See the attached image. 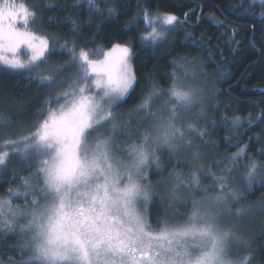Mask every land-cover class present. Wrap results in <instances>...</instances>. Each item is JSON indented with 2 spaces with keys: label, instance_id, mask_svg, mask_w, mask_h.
Wrapping results in <instances>:
<instances>
[{
  "label": "snow or ice",
  "instance_id": "6c2138e0",
  "mask_svg": "<svg viewBox=\"0 0 264 264\" xmlns=\"http://www.w3.org/2000/svg\"><path fill=\"white\" fill-rule=\"evenodd\" d=\"M87 2L90 13L116 14L115 8H101L97 0ZM102 2L115 3V0ZM256 8L264 19V0H247L236 9H218L225 19L209 13L208 22L211 27L226 29L231 33L230 43L239 45L241 41L235 39L239 35L237 29L225 20L231 15L238 20L245 13L254 15ZM39 10V4H29L27 0H0V64L7 70L29 73L28 79L35 80L40 88L57 89L63 84L69 88L43 101L44 110L37 113L43 119L35 124L30 135L19 140L6 139L0 149V166H6L12 162L11 157L19 155L24 157L21 162L28 165L25 170L35 169L36 180L23 179L24 191L15 193L24 198L23 209L13 211L10 200L0 201V229L12 233L19 228L20 234L29 236L18 249L23 255L31 253L27 260L22 255V264H264V256L255 255L264 245L252 249L251 240L236 235L241 232L239 224L223 226L225 218L243 219L251 211V206L232 208L246 199L233 191L231 179L244 149L225 158L232 167L220 169V162L214 163L221 175L210 170L205 174V179H212L214 197L206 194L197 200L193 196V190L208 191L201 189L200 167L195 163L184 165L189 169L186 176L175 169L165 170L167 176L158 184L170 185L173 194L181 188L188 191L191 208L183 222H165L153 231L137 210L138 205H147L153 195V186L145 173L154 166L156 175L164 176L159 153H166L172 163L173 153L184 150L195 162L201 159V146L209 143L203 128L215 122L202 117L208 101L219 93L212 91L214 85L206 82L205 66L188 57L173 62L180 75L176 71L170 74L171 84L166 91L151 83L153 76L146 74L144 80L150 86L127 116L144 112L155 123L151 130L139 133V142L126 140L117 145L114 135L118 129L123 127L125 137L137 131L131 126V119L118 123L119 114L115 111L140 86L132 64L133 38L114 43L107 51L97 49L95 53L78 47L75 40H65L63 44L53 40L50 44L47 36L30 27ZM187 15L181 21L170 13L141 8L131 21L135 28L144 25L135 39L151 46L164 44L168 34L187 21ZM71 23L72 32L78 34L76 21ZM210 40L201 35L193 43L202 51L206 49L211 60ZM22 50L26 59H21ZM64 53L66 61L49 65L50 58ZM69 69L71 74L58 82ZM214 75L220 78L224 74ZM160 96L168 99L161 104L163 111L158 114L151 108L154 98ZM53 102L58 107L52 108ZM14 103L12 97L0 100V122L8 121L9 106ZM194 109H199V116L193 114ZM252 119L249 118V123ZM222 122L228 123L226 116ZM241 123L239 116L231 120L234 127ZM124 143L127 147H123ZM9 148L13 150L11 153ZM121 148L126 153L124 159L117 156ZM259 155L264 156V149ZM242 167L248 185L257 175L264 174V163L252 157ZM33 192L39 199L31 195ZM9 195H13L11 190ZM5 205L7 212L3 210ZM18 219H26L27 223L15 224ZM233 241L244 243L249 254L236 261L227 259L228 246Z\"/></svg>",
  "mask_w": 264,
  "mask_h": 264
},
{
  "label": "trees",
  "instance_id": "16d2710c",
  "mask_svg": "<svg viewBox=\"0 0 264 264\" xmlns=\"http://www.w3.org/2000/svg\"><path fill=\"white\" fill-rule=\"evenodd\" d=\"M27 3L40 5L37 13L40 28L62 43L65 40H75L78 47L90 50L98 45L111 48L114 43H124L133 38V67L140 86L126 103L115 109L120 115L118 123L129 120L124 114L139 103L144 89L150 86V82L144 80L146 74L153 76L151 83H156L160 89H167L171 84L170 74L179 71L178 67L174 68L173 62H179L184 57L199 60L205 66L203 75L206 82L214 85L212 91L219 93L206 104L208 114L202 118L215 122L206 128L209 143L201 146L202 150L212 157V160L207 157V160L209 159L207 164H211L215 159L235 154L240 149L246 150L247 157L251 156L258 163H264V156L259 155L260 150L264 149V19L259 16V8L255 9L254 15L245 13L241 20L235 15L225 20L226 24L236 28L239 33L235 39L241 43L236 45L230 43L231 33H227L226 29L210 26L208 15L214 13L220 19H225L218 9H236L242 3L246 4L247 0H115V3L107 4L97 0L101 8L116 9V14L112 16L88 13L87 9L77 4L75 0H27ZM141 8L170 13L179 17L181 21L185 20L187 13V21L177 25L176 30L168 34L166 43L159 46L141 44L135 38L143 31L144 25L141 23L139 28H135L131 24V21L140 14ZM72 20L77 23L78 34L72 32ZM201 35L211 38V60L206 49L202 51L193 43L198 41ZM59 60L52 57L49 65L55 62L62 64L63 60ZM71 72L72 69H69L58 82L63 81ZM216 72H222L224 75L218 78L214 75ZM28 75L27 72L21 74L7 70L0 64V100L5 97H12L15 100V103L9 106L8 121L0 122V149H3L6 139L19 140L25 134L33 132L35 127L31 130L28 127L37 119V110H44L43 101L52 94L65 91L68 87V84H63L57 89L40 88L35 80L28 79ZM32 75L35 76V73ZM198 110L194 109L193 114ZM225 116L228 123L222 122ZM237 116L243 123L236 128L232 126L231 120ZM250 117L253 118L251 123ZM121 129L123 130V127ZM118 136L116 133L114 138L120 139ZM7 150L10 153L13 151L11 148ZM14 157H11V160H14ZM176 157L192 162L191 158L185 155L181 157L180 154H176ZM168 159L170 158L167 155L161 157L160 168ZM166 165L169 166L170 163ZM11 166L13 169L11 172L0 174L2 175L0 195L8 194L22 180L21 170L16 171L19 169L16 163H12ZM21 167L23 165H20ZM13 171L17 173L16 177L12 174ZM154 171L150 168V179L156 184L161 179ZM263 198L264 184L247 193L244 204L247 206ZM160 202L155 200L150 206L152 226L162 223L165 208ZM257 235H263L259 241L264 245V232ZM18 242L16 235L0 232V264H22L23 254L18 250L20 249ZM256 256L257 258L264 256V247L256 252Z\"/></svg>",
  "mask_w": 264,
  "mask_h": 264
},
{
  "label": "rangeland",
  "instance_id": "374dc122",
  "mask_svg": "<svg viewBox=\"0 0 264 264\" xmlns=\"http://www.w3.org/2000/svg\"><path fill=\"white\" fill-rule=\"evenodd\" d=\"M75 1L77 4L81 5L82 7H85V9H87L88 13H90L87 0H75ZM95 15H97V14H95ZM95 15H92V17ZM38 19H39V17L37 15V20L33 24H31V26H30L31 29L33 31H36L38 34L47 36L49 38L50 44L53 43V40H55L56 42L61 44L62 42H59V40L55 39L50 34L46 33L42 28H40L39 23H38ZM86 49L89 50L88 48H86ZM97 49L107 51L109 48H105L101 45H98L94 48H91L89 51L95 53ZM54 57L58 58L60 60H63L62 62L66 61L68 58L67 53H64L63 55L58 54L57 56H54ZM26 58H27L26 53H24L22 50L21 59H26ZM50 62H51V58H50ZM132 64H133V60H132ZM177 75L178 76L180 75V69H179V71H177ZM69 83H71V82H69ZM167 89H162V90L166 91ZM68 90H69V88L67 87V89L65 91H68ZM55 94L59 95L60 92L55 93ZM55 94H52V95H55ZM167 99H168V97H166V96H160V97L154 98V104H153V107L151 108V111L154 110L153 112H157L158 114H161L163 111L161 109V104H163V102L166 101ZM157 100L159 101V103L155 102ZM209 102H210V100L208 101V103ZM60 103L62 104V103H64V101L61 100ZM51 107L56 108V107H58V105L55 102H53L51 104ZM39 112L40 111L37 110V113H39ZM141 113H144V112H141ZM140 114H139V116H137V118H136V116H134L135 118H129V119H131V126L134 129H137V131L134 132L131 135V137H125V135H123V130L121 128L117 130V132H116L117 136L119 135L118 137L120 138V139L114 138V141L117 145H121L126 140L139 142V139H138L139 133H142L144 131H149L152 129V126L155 123V120H153L151 117H147L146 114H144V115H142V114L140 115ZM204 114L205 115H203V117L205 118L206 115L208 114L207 113V106H205ZM124 115H127V114H124ZM124 115H123V117H124ZM194 115L199 116V110L196 111V113ZM36 117H37V119L34 121V123H32V125H30V127H28V128H30V130L35 127V124L38 121L43 119V117L40 115H37ZM119 118H120V115L118 116V121H119ZM146 120L148 122H145ZM235 127L237 128L238 126H235ZM203 130L206 131V133H207L206 128H203ZM30 134L31 133H27V134H25V136L30 135ZM207 137H208V135L205 137V140L209 141V139ZM193 139H194V142H197L195 138H193ZM20 147H22V145ZM123 147H127V144L124 143ZM192 151L194 152V151H196V149L193 148ZM240 151H241V149L237 152H240ZM200 152H201V159L199 161H195V162L194 161H192V162L188 161L187 162V160L186 161L182 160L183 158L181 159L179 157H176V154H180L181 157H183L185 155V156H188L189 158H191V155L188 151L181 150V151L174 152L173 156L171 157L172 163H170V165H169L170 168H169V166L166 165L167 163H169V159H168L167 163H165L164 166L160 168V171L165 173L164 176H158V175H156V176L162 180L163 178H165L167 176V171H165V170L171 171L172 169H175V171L177 173H183L186 176L189 172V169L187 167H184V165L190 164V163H195L197 166L200 167V172H201L200 186H201V189H207L208 191H207V193H205V192L200 191V190H193V196L197 200H202L206 194L214 197L216 195V192L213 191L214 186H213L212 179L211 178L205 179V174L210 170L213 173H216V175H221L222 173H221L220 169L229 168V167H232V165L225 162L226 156L215 159L214 162H212L211 164H207V161L209 159L212 160L211 155L209 156V154L206 151L202 150V147L200 148ZM159 154H160V159L163 155L164 156L167 155L166 153H162V152ZM235 154H230L227 157H231ZM117 156L121 159L125 158L126 153H124L123 148H121V150L117 153ZM207 157H209L208 160H207ZM246 157H247V154H246V150L244 149V153L242 154L241 159L236 162V169L237 170L231 173L233 191L236 192L237 194L244 196L245 198H246L247 193L251 192L253 190V188L264 184V174H261V175H257L255 177V179L251 182V184L248 185V181L245 178V169L242 167V164H246L248 162L247 160L249 157H247V158ZM14 158L15 159L12 160L11 163H8L6 166H0V174L2 172L4 174L11 172L13 170V169H11L12 163H16V165H17L16 167L19 168L16 171L20 172V170H21L20 176L22 175L21 176L22 180L23 179H30L32 181H35L36 177L33 175L35 169L33 168L32 172L25 170L28 167V165L23 164L21 162V160L24 157L17 155ZM190 160H192V159H190ZM217 161L220 162V169H218L214 166V163ZM177 162H179V163H177ZM20 165H23V167L20 168ZM152 168L155 170L154 172L156 174L155 167L152 166L151 169ZM12 174L16 177L17 173L15 171H13ZM145 174L148 176V179L153 186V195H152L150 202L147 205H138L137 210L145 218L146 224L150 227L151 230L156 231L159 228H161L165 222H168L169 224L174 223V222H183V220L186 219V217L188 216V214L190 212V208H191V203H190L188 191L181 188L179 191H177L176 193L173 194L172 192L169 191L170 185L158 184V183L155 184V182L153 183L151 181L150 169ZM1 176L2 175H0V177ZM239 177H240V180H239ZM22 180L20 181L19 184H17L16 186H14L11 189V192L13 193V195L10 196L9 193L6 195H0V201H4V200H10L11 201V207H12L13 211H15L17 208L23 209L24 204H25V200L23 197L15 195V193L17 191H19V192L24 191V188L22 186ZM246 185H248V191H245ZM31 195H37V198L39 199V195L37 193L33 192ZM29 199H31V196H29ZM155 200H158V202H160L159 200H161L160 203L164 204L165 214L161 220L162 223L157 224V226H152V224L150 222V214L149 213H150V206ZM245 200L246 199H242V200H240V202L238 204H233L232 205L233 210H235L236 208L247 209L251 206V211L247 212L244 215L243 219L238 220L235 217L225 218V220L223 221V226L225 228H227V227L231 226V224H239L241 226V232L236 233V235L242 236L245 239L251 240V248L256 249L257 247H259V245H261L260 241L262 240L261 237L263 236V235H257V234L264 232V198L261 200H258L257 202H255L253 204H249L247 206L244 204ZM3 210H4V212H7L8 206L5 205ZM181 211H183V213H181ZM14 223L19 224V225H23V224L27 223V220L26 219H18ZM0 232H3L4 234L16 235L17 240L19 241L18 242L19 248H21V246L26 244V242L29 239L28 235H26V234L22 235L19 233V228H16L15 231L12 233L6 232L2 229H0ZM260 238H261V240H260ZM248 254H249L248 250H247L244 243L233 241L228 246V255L226 258L233 260V261H236V260L242 259L244 256H246ZM30 255H31V253L24 255V260H27ZM255 255H256V253H255Z\"/></svg>",
  "mask_w": 264,
  "mask_h": 264
}]
</instances>
